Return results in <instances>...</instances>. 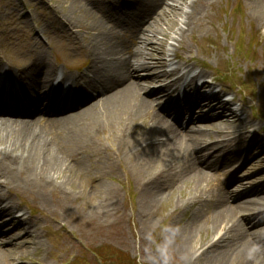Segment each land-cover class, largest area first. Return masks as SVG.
<instances>
[{
	"label": "bare ground",
	"instance_id": "obj_1",
	"mask_svg": "<svg viewBox=\"0 0 264 264\" xmlns=\"http://www.w3.org/2000/svg\"><path fill=\"white\" fill-rule=\"evenodd\" d=\"M207 1L75 0L89 24L72 20L69 24L89 30L85 50L90 64L77 72L66 66L54 88L57 64L37 37L31 43L33 58L18 68L17 81L14 69L4 70L0 61V80L4 75L6 84L0 89V247L7 246L0 248V264H11L14 250L29 246V239L35 247L41 240L35 218L17 214L20 205L14 192L36 190L44 204L48 191L66 195L71 185L67 178L83 173L86 154L91 158L96 151L94 138L106 128L116 133L123 151L139 168L142 213L180 185L190 188L188 202L197 206L194 217L173 236L188 263L264 264L263 139L254 137L250 122H244L233 107L236 94L225 100L219 92L209 95L198 89L194 100L196 75L180 104L177 93L186 73L180 74L181 65L166 69L169 58L154 41L157 21L177 13L182 19L175 40L182 44L199 17L197 4ZM255 2V10L263 16L264 0ZM69 24L63 26L74 37L78 31ZM141 48L150 52L142 53ZM74 49L81 46L75 44ZM140 71L147 72L143 80L136 78ZM15 82L20 83L24 99L16 94ZM63 82L71 89L60 99ZM212 83L208 80L204 86ZM152 85L159 88L152 91ZM180 115L187 119L185 124ZM140 119L147 127L131 129ZM252 150L258 155L252 157ZM244 159L249 162L242 168ZM258 164L262 170L240 175ZM86 177L92 178L96 193L114 191L110 184L98 186L99 174ZM206 228L224 233L192 246L194 233ZM14 230L24 235L15 239Z\"/></svg>",
	"mask_w": 264,
	"mask_h": 264
},
{
	"label": "rangeland",
	"instance_id": "obj_2",
	"mask_svg": "<svg viewBox=\"0 0 264 264\" xmlns=\"http://www.w3.org/2000/svg\"><path fill=\"white\" fill-rule=\"evenodd\" d=\"M100 1L108 4L116 0ZM255 1L198 3L199 17L182 44L175 40L182 15L163 16L155 25L154 41L169 58L166 69L181 65V70L190 71L192 77L200 74L210 81L215 77L214 88L221 95L230 99L236 94L238 100L241 98L233 107L244 122H250L249 130L254 137L263 139L264 143V14L258 15ZM69 20L81 26L89 24L85 10L75 0H0V61L4 70L14 69L17 81L21 75L18 68L33 58L31 43L34 37L57 64L55 84L61 81L66 66L72 72L84 70L90 64L85 50L89 30L73 27ZM63 23L78 31L77 34L69 37ZM75 44L81 49H74ZM140 52L150 51L141 48ZM174 52H178V58H174ZM139 73L136 78L140 80L147 75L145 71ZM15 84L14 88L21 93L20 83ZM63 84L71 87L67 82ZM186 85L187 82L184 87ZM158 88L152 85L150 90ZM142 121L137 120L130 128L144 130L147 124ZM181 121L185 124L187 119ZM214 130H211L213 137ZM94 141L96 151L91 153V158L86 154L83 173L67 178L71 180L67 196L60 190L48 191L44 204L41 202L43 195L36 190L23 191V194L14 192L12 197L20 205L17 214L26 213L27 217L35 218L37 226L34 228L38 229L41 240L37 247L31 246L33 241L29 239V246L16 248L11 264H99L94 250L100 247H104L101 253L107 255L117 251L129 253L135 258L134 264H194L179 254L173 237L194 217L197 206L188 202L192 195L190 188L180 185L163 202L142 213L139 191L142 181L134 158L123 151L122 143L110 128L99 131ZM251 153L252 157L258 155V151ZM108 162L113 164L112 168L108 167ZM248 162L249 159H244L242 168ZM262 167L258 164L240 175H253ZM88 174H99L98 186L110 184L114 191L96 193L92 178L86 177ZM104 203L109 207L102 206ZM14 231L15 239L24 235ZM222 233L224 231L213 234L207 228L195 232L192 246L212 237L215 239ZM0 248L5 250L7 246Z\"/></svg>",
	"mask_w": 264,
	"mask_h": 264
},
{
	"label": "trees",
	"instance_id": "obj_3",
	"mask_svg": "<svg viewBox=\"0 0 264 264\" xmlns=\"http://www.w3.org/2000/svg\"><path fill=\"white\" fill-rule=\"evenodd\" d=\"M98 254L103 258L104 261H108L109 256H112L116 253L107 255V254L101 253V251L99 250ZM112 260L115 262V264H134L132 262L133 260L128 255H126L124 253H117V257L113 258Z\"/></svg>",
	"mask_w": 264,
	"mask_h": 264
}]
</instances>
